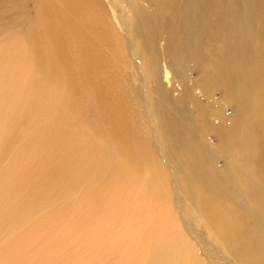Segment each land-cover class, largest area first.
I'll return each mask as SVG.
<instances>
[{
	"label": "bare ground",
	"instance_id": "bare-ground-1",
	"mask_svg": "<svg viewBox=\"0 0 264 264\" xmlns=\"http://www.w3.org/2000/svg\"><path fill=\"white\" fill-rule=\"evenodd\" d=\"M10 1L21 21L15 32L0 43V85L3 84L5 93L12 92L18 97L15 100L16 109L11 112L4 106L9 99L5 100V95L0 93V129L4 133L1 137L3 149L0 148V157L14 148L19 127L28 131L38 122H43V125L36 129L34 136L30 135L25 140L26 147L34 146L32 159H15L12 173L4 171L0 174V196L16 192L17 185L23 188L26 184L30 185L27 178L31 176L28 175L37 172L42 164H50L61 150L65 151L60 156L61 163L67 161L70 164L73 155L85 158L95 152L92 148L100 143V140L87 132L86 116L89 114L79 111L75 117V110L71 109L72 104L65 97L66 92L53 88L50 91L44 85H38V79L30 70L27 52L36 57H30L32 61L37 59L38 63L46 62L49 68L47 72L61 74L60 66L49 65L53 56L59 63L73 67L82 76L89 67L87 64H92L94 58L98 59L94 57L95 38H98L101 46H116L117 53L118 44L115 45L111 40L112 27L105 17L112 19L118 6L120 11L117 25L126 32L130 27L129 16L121 9L120 0L114 3L105 0L107 5L104 8L99 0ZM195 1L198 0H188L183 7L186 10L182 16L185 37L182 35V41L176 47H182L185 51L193 48L194 39L200 34L198 32L203 25L202 14L194 12ZM257 1L245 0L246 9L239 4L243 3L242 0H219L214 6L220 31L228 42L227 65L230 70L251 63L249 52L254 39ZM206 2L208 4V0ZM33 7L34 13L28 15ZM135 19V25L132 22L131 25L135 27L137 38L151 52V38L147 29L152 22L142 14ZM124 47L122 44V49ZM132 47L133 56H137L133 43ZM143 70L144 66H141V80L148 86L149 80ZM162 76L164 82L171 79L167 70L163 71ZM68 77L74 81V89L70 85L69 91L73 95L75 92L82 94L84 91L81 86L84 82L73 75ZM48 79L51 77L48 76ZM15 80H22L26 87L16 89ZM160 87L154 95L153 109L158 114L157 125L161 133L158 140L162 142L158 144L160 152L174 161L171 166L172 177L153 157L147 142L140 136L129 134L124 130L126 127L119 124L121 117L116 114L113 106H103L102 114L97 115L95 121L105 118L104 129L107 128V134H110L109 129L114 131L112 136L118 144L117 147L116 144L106 145L115 153L110 166L97 165L92 161L86 165L77 162L74 170L78 169V176L73 186L77 197L48 210L40 219L37 218L36 223L33 222L31 226L28 224V228L26 225L24 233L14 232L13 237V227L17 220L6 219L0 228L8 230L12 227L9 234L12 239L8 236L10 240L0 244V264H217L211 255L219 252L222 257L223 243L231 250L228 256L233 258L234 264H254L247 260L254 252L245 247L246 241L241 239L242 244H236L237 250H234L231 247L233 243L225 239L222 205L217 200L232 201L246 192L253 197V203L241 208L239 213L254 222L256 233L252 239L256 238V247L260 248L255 254L260 260L257 259L258 264H264L263 180L251 163L244 169L230 167L226 174H220L213 166V153L208 148L192 144L190 140L194 122L191 112L176 107L181 104L169 97V92L161 84ZM95 89L100 90L93 86L86 90L94 95ZM101 95L102 92L99 97ZM99 97L96 98L98 102ZM247 111L251 112V109ZM244 127V138L253 139L256 125L248 122ZM89 168L94 171H87ZM8 183H13V187H6ZM41 184L43 189L44 185ZM34 185H37L36 182ZM45 189L48 194L51 187ZM206 195L215 200L206 198L209 201L201 205L200 197ZM43 197L47 198V195ZM185 200L200 206V211L206 215L205 223L191 217L185 207ZM14 201L17 203L16 199ZM29 208L25 212L19 208L21 212L12 206L10 209L7 207V211L10 214L14 212L13 216L19 218L30 214L31 209H37L31 208L30 204ZM1 209L0 214L3 215ZM11 218L8 216V220ZM44 222L52 225L51 232L41 234L40 228L46 231L44 226L47 224ZM212 239L216 244L212 243Z\"/></svg>",
	"mask_w": 264,
	"mask_h": 264
},
{
	"label": "rangeland",
	"instance_id": "rangeland-1",
	"mask_svg": "<svg viewBox=\"0 0 264 264\" xmlns=\"http://www.w3.org/2000/svg\"><path fill=\"white\" fill-rule=\"evenodd\" d=\"M107 1L114 3L118 0ZM187 1L120 0L121 9L129 16V31L126 32L117 25L120 11L117 6L115 16L112 19L105 17L106 22L110 24V28L112 27L111 40H113L115 45L118 44L117 53L116 46H101L98 38H95L94 57L98 59L94 58L92 64H87L89 67L82 76L78 75L73 67L59 63L53 56L49 60V65L60 66L62 75L54 71L47 72L49 70L46 67L48 64L46 62L38 63L37 59L32 61L30 57L35 56L31 52H27L30 70L33 71V76L38 79V85H44L50 91L53 88L55 90L62 89L66 92L65 97L69 98L72 104L70 107L75 110V117L79 111L89 114L86 116L87 132L93 138L100 140V143L99 146L92 148L96 151L85 158L77 154L73 155L70 158V164L67 161L61 163L60 156L65 153L64 149L61 150V153L53 158L50 164H42L37 172L28 175L31 176V178H27V182L30 185L26 184L27 186L25 185L24 188L22 185H17L15 193L11 192L10 195V192H7V195L0 196V207H2V213L5 215L4 217L0 214V226L6 219L7 221L17 220L12 233H24L26 225L28 228L33 222L36 223L37 218L39 217L40 219L48 210L55 208L62 202L73 201L77 197V193L73 188L75 177L78 176V169L74 170L77 162L80 165H86L92 161L97 165L110 166V160L115 153L111 148H107L106 145L116 144L117 147L118 144L112 136L114 131L109 129L110 134H107V128L104 129L106 119L102 118L100 121H95L96 116L102 114L101 108L103 106H113L116 114L121 117L119 124L125 126L126 129L124 130L129 134L143 138L151 148L153 157L164 166L168 176L172 177L171 166L174 165V161L160 152L158 144L162 142L158 140V137H161L159 126L157 125L158 114L153 109L154 95L158 89H161L160 84L169 92V97L181 104L176 107H181L191 112L194 122L189 136L190 140L192 144L208 148L213 153V166L220 174H226L230 167L244 169L248 163H251L263 180L264 187V0L255 2L254 39L249 52L251 63L232 67V70L227 65L228 42L222 36L219 28L220 24L214 12V6L219 3V0H208V4L206 0L194 2V12L202 14L203 25L198 32L200 34L194 39L192 49H186L185 51L182 47H176L181 43L182 35L184 36L182 16L186 14V10L183 7ZM242 2H239V4H242L246 9L245 0H242ZM99 3L103 8L107 5L105 0H99ZM16 13L14 4L10 0H0V43L5 42L20 24L21 17ZM33 13L34 7L28 15ZM139 14L145 15L152 22L147 29L151 38V52H148L139 42L135 27L131 25V22L135 25L137 21L135 18ZM203 26L206 27L205 30H203ZM132 43L135 46L137 56L132 54ZM122 44L125 46L124 49H122ZM141 66H144L145 70H143V73L149 80L148 86H145L141 80ZM164 70H167L171 75V79L168 82H164L162 76ZM68 75H73L80 82H84L81 86L84 91L82 94L78 95L75 92V95H73L69 91L71 89L70 85L72 88L74 87V81ZM48 76L51 79H48ZM1 86L3 84L0 85V93L5 95V100L9 99L6 104L2 101V105L4 103L6 109L12 112L16 109L15 103L18 96L12 92L5 93L4 86ZM24 86L26 87L25 84L23 85L22 80H15L14 87L16 89H23ZM91 86L100 90L95 89V94L92 95L90 90H86ZM100 92H102V95L99 97ZM98 97L100 102L96 99ZM149 104H151L150 108H148ZM4 106H1V108L5 109ZM98 108L100 110H97ZM249 108L251 112L247 111ZM66 112L69 111L66 110ZM248 122L254 123V126L256 125L253 139H245L243 135L244 124ZM42 125L43 122H38L28 131L19 127V134L15 135L14 148L5 153L3 157H0V174L4 171H11V168L15 167V159H32L35 154L34 146L26 147L25 140L30 135L34 136L36 129L41 128ZM3 134V130L0 129V148L2 149L1 137ZM30 150H32V154ZM117 156L119 157L120 155L117 154ZM251 156L253 157L250 158ZM87 171L94 170L89 168ZM35 182L37 185H34ZM39 182L46 189L51 187L48 194L44 191V188L41 189ZM1 184L2 181H0V187ZM11 184H6V187L12 188L13 183ZM42 195H47V198ZM22 196L25 199L28 198L26 200L29 202L27 203ZM39 196L41 197L39 198ZM42 197L47 199V201L43 200ZM206 198L215 200L212 196H201V205L205 201H209ZM14 199H16L17 203H15ZM217 200L220 206L222 205L221 214L224 220L223 231L225 239L229 243H233L231 247L234 250H237L236 244H242L241 239L246 241L244 243L245 247L251 248V251L254 252L247 260L258 264L259 259L255 252L259 251L260 248L256 247V238L252 239V235L256 233L254 222L247 217H242L243 215L239 213L241 208L248 207L253 203V197L246 192L232 201ZM19 201H24L26 205L24 202L23 204L22 202L18 203ZM30 201H32L33 205H31ZM13 203L14 205H12ZM29 204L31 208L35 207L38 210L31 209L30 214L28 213L25 217L18 218V216H13L14 212L10 214L11 212L7 211V207L10 209L15 206L17 211L22 210L25 212L30 209ZM184 204L192 218L205 223L204 217L206 215L200 211L199 205L194 206L187 200L184 201ZM15 215L17 214L15 213ZM8 216L12 218L8 220ZM44 223L47 224L44 226L46 231H44L43 227L40 228L42 230L41 234L51 232L52 225ZM8 230L0 228V244H5L6 241L12 239L11 235L9 236L12 227ZM8 236L10 239H7ZM212 243L216 244L214 239H212ZM217 244L219 247V243ZM226 246L228 245L224 243L221 245L222 251H224L222 257L219 252L211 255V259L217 264H228V262L234 264L233 258L228 256V252L231 250ZM236 253L239 254L238 252Z\"/></svg>",
	"mask_w": 264,
	"mask_h": 264
}]
</instances>
